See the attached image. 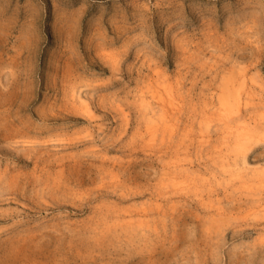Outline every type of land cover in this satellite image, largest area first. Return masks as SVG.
I'll list each match as a JSON object with an SVG mask.
<instances>
[{
	"label": "rangeland",
	"instance_id": "rangeland-1",
	"mask_svg": "<svg viewBox=\"0 0 264 264\" xmlns=\"http://www.w3.org/2000/svg\"><path fill=\"white\" fill-rule=\"evenodd\" d=\"M0 264H264V0H0Z\"/></svg>",
	"mask_w": 264,
	"mask_h": 264
},
{
	"label": "bare ground",
	"instance_id": "bare-ground-1",
	"mask_svg": "<svg viewBox=\"0 0 264 264\" xmlns=\"http://www.w3.org/2000/svg\"><path fill=\"white\" fill-rule=\"evenodd\" d=\"M253 23V22H252ZM160 74V73H159ZM231 74V73H230ZM228 75V74H227ZM226 76V75H225ZM231 76V75H230ZM229 77V76H228ZM244 77V76H243ZM227 77H223L222 79H226ZM241 79V78H240ZM244 79V78H243ZM242 79V80H243ZM157 80V79H156ZM239 81V80H238ZM244 82V81H243ZM145 83V82H144ZM158 83H159V81H158ZM236 83V82H235ZM221 88L219 89V92H218V96H217V102H216V100L214 101V102H216L215 104H213V105H215V107H216V109H218L219 110V112L221 111H223L222 113H224V111L226 112L225 113V115H223L224 117H221V119H222V121H223V123H225V125L226 124H230L231 123V121L233 122H238V121H240V119L241 118H243V117H241L240 115H238V113H239V109H240V105L241 106H247V105H249L252 101V99L250 100V96H251V92H250V95H249V93H248V91L246 92V90L245 91H243L244 90V88H243V86H242V84H233V83H230V82H228V81H224L221 85ZM141 87V86H140ZM151 91V90H150ZM165 91V90H164ZM164 91H162V92H159V91H157L156 90V88H155V91L154 90H152L151 92H152V98H153V100L154 99H156L157 101H155V102H157V104L159 105V107H160V109L162 110V112H163V110H164V112L165 113H168V112H170L169 110L171 109V110H175L176 108H177V104H176V106L175 105H170V101H171V95L169 94V91L168 90H166V92L168 91V94H165L164 93ZM241 92H243V93H245V97H244V99H245V101H242V102H240V99L242 98L241 96H240V93ZM254 94V93H253ZM142 95H144V94H142ZM170 95V96H169ZM137 97V96H136ZM215 97V96H214ZM137 98H139V97H137ZM149 98V97H148ZM141 101H142V105H144L145 106V104L147 105V103H145V98H143V96H141ZM147 99V98H146ZM137 100V99H136ZM173 100V99H172ZM257 100V99H256ZM76 101L77 102H79V103H81V102H83V100L79 97V96H77L76 97ZM148 101H149V99H148ZM151 102V101H150ZM240 102V103H239ZM211 103H213V102H211ZM141 104V103H140ZM254 104V103H253ZM210 106V105H209ZM141 107V106H140ZM147 107V106H146ZM158 107V108H159ZM214 107V106H213ZM212 107V108H213ZM214 107V108H215ZM149 108V107H148ZM151 108V107H150ZM261 108V107H260ZM153 110V109H152ZM244 110V109H243ZM149 111H151V110H149ZM160 111V110H159ZM214 111V110H213ZM145 112H147V111H145ZM155 112V111H154ZM161 112V113H162ZM215 112V111H214ZM160 113V112H159ZM216 113L217 112H215L213 115H216ZM230 113V114H229ZM234 113V114H233ZM151 114V113H150ZM152 114H154V113H152ZM169 114V113H168ZM172 114V113H171ZM218 114V113H217ZM220 114V113H219ZM236 114V116L234 117V115ZM240 114H242V112L240 113ZM247 115V114H246ZM256 115V114H255ZM152 116V115H151ZM218 116H220V115H218ZM217 116V117H218ZM155 117H158V116H155ZM246 117V116H245ZM249 118V117H248ZM151 119H154V117L153 118H151ZM157 119V118H156ZM219 119V118H218ZM217 119V120H218ZM239 119V120H238ZM252 119V118H251ZM220 120V119H219ZM248 120V119H247ZM157 121H158V119H157ZM160 121H162L161 123H162V126L164 127V129L166 130L168 127L165 125V123L163 122L164 121V119L162 120H160ZM222 121H221V123H222ZM242 121V120H241ZM246 121V120H245ZM218 122H220V121H218ZM243 122V124H244V121H242ZM172 123V122H171ZM222 123V124H223ZM156 124V123H155ZM167 124V123H166ZM238 124H240V123H237V125ZM249 124V123H248ZM241 125V124H240ZM168 126H170V124L168 125ZM156 125H153L151 128L152 129H156ZM170 127H172V126H170ZM229 127H230V125H229ZM233 127V126H232ZM244 127H245V124H244ZM222 128H224V127H222ZM228 128V127H227ZM226 128V129H227ZM245 128H247V127H245ZM152 129H151V131H150V133H149V135L151 136V138L154 136V135H152V133H153V131H152ZM164 129H162L163 131H164ZM229 129V128H228ZM234 129H235V127H234ZM242 129H243V127H242ZM150 130V129H149ZM158 130V129H157ZM168 130V129H167ZM170 131L172 130V129H169ZM168 130V131H169ZM238 130V129H237ZM245 130V129H244ZM242 131V130H241ZM172 132V131H171ZM229 133H230V130H229ZM234 133V132H233ZM244 134V133H243ZM169 135H170V133H169ZM242 135V134H241ZM250 135V134H249ZM228 136V135H227ZM242 136H244V135H242ZM171 137V136H170ZM240 138V137H239ZM247 138V137H246ZM151 140V139H150ZM242 142V141H241ZM247 165H248V163H247V161H245V159L243 160V162H242V167H244L245 169H248L249 168V166L247 167ZM224 169V168H223ZM245 178V177H244ZM251 178V177H250ZM257 184H258V182H257ZM260 202V201H259Z\"/></svg>",
	"mask_w": 264,
	"mask_h": 264
}]
</instances>
